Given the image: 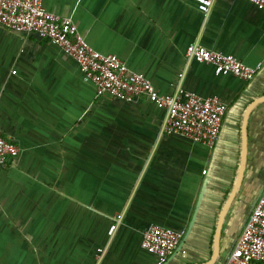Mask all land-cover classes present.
Returning <instances> with one entry per match:
<instances>
[{
  "label": "crops",
  "instance_id": "crops-1",
  "mask_svg": "<svg viewBox=\"0 0 264 264\" xmlns=\"http://www.w3.org/2000/svg\"><path fill=\"white\" fill-rule=\"evenodd\" d=\"M42 5L158 93L216 97L226 113L211 149L166 135L164 109L97 93L57 46L0 26V136L20 150L0 166V264H95L100 249L104 264H158L141 248L152 225L182 234L162 264H224L264 184V11L248 0H215L207 16L192 0ZM192 43L260 69L248 82L216 75L186 60ZM246 112L243 178L214 252Z\"/></svg>",
  "mask_w": 264,
  "mask_h": 264
},
{
  "label": "built area",
  "instance_id": "built-area-1",
  "mask_svg": "<svg viewBox=\"0 0 264 264\" xmlns=\"http://www.w3.org/2000/svg\"><path fill=\"white\" fill-rule=\"evenodd\" d=\"M197 10L207 16L215 0H192ZM264 11V0H248ZM0 26L11 32L33 34L49 41L72 58L82 73L84 82L91 83L97 93L108 94L123 102L145 98L164 109L162 132L178 135L195 143L213 148L226 113V106L216 97H201L177 89L172 94H160L139 73L128 69L116 55L93 49L68 18L48 12L42 0H0ZM188 62L210 65L216 75H230L242 81H251L258 70L249 67L231 55L208 50L197 43L186 47ZM12 141L0 136V166L19 155ZM116 225L109 228L111 236ZM182 234L157 225L142 233L141 248L155 255L162 264L173 253ZM103 249L95 264L103 263ZM224 264H264V188L244 222Z\"/></svg>",
  "mask_w": 264,
  "mask_h": 264
},
{
  "label": "water",
  "instance_id": "water-1",
  "mask_svg": "<svg viewBox=\"0 0 264 264\" xmlns=\"http://www.w3.org/2000/svg\"><path fill=\"white\" fill-rule=\"evenodd\" d=\"M264 101V97L257 99L255 102V104L261 103ZM249 109V108H248ZM248 112V110H247ZM247 112L244 115V119L242 122V126H241V155H240V161H239V166H238V172L235 178V181L233 183L232 189L230 191V193L228 194V197L221 209V212L219 214V219L217 222V226H216V230H215V238H214V252H216V249L218 247V234H219V229L221 227L222 224V219L224 217V215L226 214V212L228 211V208L235 196V194L237 193L242 178H243V173H244V169H245V164H246V117H247ZM263 188H264V184H263ZM200 199V198H199ZM254 206V205H253ZM184 243V240L182 241L181 244ZM181 248V246L179 245V249Z\"/></svg>",
  "mask_w": 264,
  "mask_h": 264
},
{
  "label": "rangeland",
  "instance_id": "rangeland-1",
  "mask_svg": "<svg viewBox=\"0 0 264 264\" xmlns=\"http://www.w3.org/2000/svg\"><path fill=\"white\" fill-rule=\"evenodd\" d=\"M259 177H261L264 180V170L259 173Z\"/></svg>",
  "mask_w": 264,
  "mask_h": 264
}]
</instances>
